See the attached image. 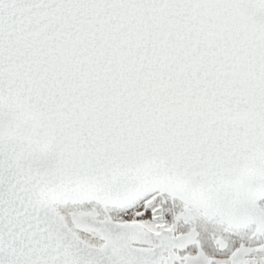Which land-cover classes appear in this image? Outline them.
Returning a JSON list of instances; mask_svg holds the SVG:
<instances>
[{
    "label": "snow or ice",
    "instance_id": "6c2138e0",
    "mask_svg": "<svg viewBox=\"0 0 264 264\" xmlns=\"http://www.w3.org/2000/svg\"><path fill=\"white\" fill-rule=\"evenodd\" d=\"M0 264H264V0H0Z\"/></svg>",
    "mask_w": 264,
    "mask_h": 264
}]
</instances>
